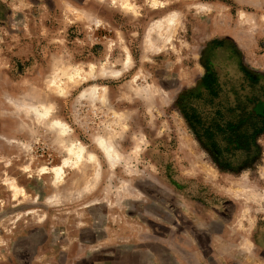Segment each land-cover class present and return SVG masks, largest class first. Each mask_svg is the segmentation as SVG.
Here are the masks:
<instances>
[{"label":"rangeland","instance_id":"rangeland-1","mask_svg":"<svg viewBox=\"0 0 264 264\" xmlns=\"http://www.w3.org/2000/svg\"><path fill=\"white\" fill-rule=\"evenodd\" d=\"M20 1L0 0V155L11 154L0 157V264H71L105 243L153 249L183 232L205 245L234 213L246 226L264 216V0ZM210 99L235 125L206 141L187 115ZM70 142L97 161L66 167L55 186L38 167L60 164Z\"/></svg>","mask_w":264,"mask_h":264},{"label":"crops","instance_id":"crops-1","mask_svg":"<svg viewBox=\"0 0 264 264\" xmlns=\"http://www.w3.org/2000/svg\"><path fill=\"white\" fill-rule=\"evenodd\" d=\"M74 1L78 2L79 0ZM20 2L31 5L33 0H21ZM2 19L0 17V20ZM27 33L23 29L18 30L15 34L22 36ZM28 45L30 44L20 42L14 50L21 52L29 49ZM16 55L19 56L20 54ZM19 143L22 144V142ZM14 144L16 145L18 142L15 141ZM0 157H4V159L7 157L11 163V154L0 155ZM215 217L218 218L220 215L217 214ZM212 223L213 221L207 222V225L204 224L202 228H199V232L208 233ZM240 224V219L234 213L233 218L226 221L218 230L211 232L210 240H207L206 246L192 234L189 236L183 232V238L170 236L163 241L161 238L156 239L158 248L153 246V249H148L143 244L127 251L123 248L114 251L112 242L105 243L103 244L105 249L100 246L101 249L96 247L89 254L77 253L71 256V260H73L71 264H264V216H259L258 220L256 218L250 226H246L245 223ZM47 242L48 236H45L43 244ZM32 254L33 260L44 255L36 250ZM67 257L70 260V256ZM60 264H69V262Z\"/></svg>","mask_w":264,"mask_h":264},{"label":"bare ground","instance_id":"bare-ground-1","mask_svg":"<svg viewBox=\"0 0 264 264\" xmlns=\"http://www.w3.org/2000/svg\"><path fill=\"white\" fill-rule=\"evenodd\" d=\"M130 6V5H129ZM54 84V83H53ZM62 88V87H61ZM61 92V91H60ZM30 110L32 114L37 118L38 121L43 122V121H49L51 116H52V110L49 106H36V105H31ZM49 125L53 128L56 129L57 132L61 136H67L69 135V127L64 124L61 120L58 119H51L49 121ZM98 144L101 146L103 149L108 162L110 163L111 166H115L116 162H118L119 156L116 154L114 148H112V145L104 140L103 138H98ZM66 151H67V156L63 158L60 164L55 165V166H44L41 165L38 167L39 173H47L51 171L54 175L53 178V185L57 186L60 184L61 180L64 178L65 175V168L66 167H77L79 164H82L86 161L92 162L95 160V155L89 153L87 155V150L86 147L80 143V142H70L66 146ZM97 161V160H95ZM98 163V162H97ZM25 171H29L30 169L28 167L24 168ZM5 184H8L10 190L12 191L13 199H18L21 194H23L25 191L16 183H14V180H9L5 179ZM49 201L54 200V197H49Z\"/></svg>","mask_w":264,"mask_h":264},{"label":"trees","instance_id":"trees-1","mask_svg":"<svg viewBox=\"0 0 264 264\" xmlns=\"http://www.w3.org/2000/svg\"><path fill=\"white\" fill-rule=\"evenodd\" d=\"M248 73V72H247ZM256 79H259L255 77ZM202 96V95H200ZM205 96L204 98H206ZM213 99H210L208 101L209 108L206 111V114H204V111H197L195 109V104H191L190 109L192 110V114L195 116L193 117L192 114L187 115V118L189 120L190 126L192 127L194 133L198 136V138L202 140H210L212 138H217L216 133L220 131L222 127L229 126L228 129L232 130V127H234L235 124L233 123H222L218 116L219 111L222 106H218L219 104H213ZM215 107H217V110H215ZM214 109V110H213ZM217 155V154H216Z\"/></svg>","mask_w":264,"mask_h":264}]
</instances>
